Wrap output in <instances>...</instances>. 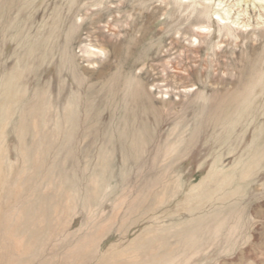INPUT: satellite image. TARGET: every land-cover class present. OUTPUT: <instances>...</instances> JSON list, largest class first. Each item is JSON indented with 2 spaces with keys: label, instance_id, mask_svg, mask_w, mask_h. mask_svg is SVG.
I'll return each mask as SVG.
<instances>
[{
  "label": "rangeland",
  "instance_id": "1",
  "mask_svg": "<svg viewBox=\"0 0 264 264\" xmlns=\"http://www.w3.org/2000/svg\"><path fill=\"white\" fill-rule=\"evenodd\" d=\"M263 5L0 0V264H264Z\"/></svg>",
  "mask_w": 264,
  "mask_h": 264
},
{
  "label": "bare ground",
  "instance_id": "2",
  "mask_svg": "<svg viewBox=\"0 0 264 264\" xmlns=\"http://www.w3.org/2000/svg\"><path fill=\"white\" fill-rule=\"evenodd\" d=\"M259 1H261V2H264V0H259ZM262 4V3H261ZM264 6V5H263ZM220 24V23H219ZM223 25H224V22H223ZM219 26V25H218ZM221 26V25H220Z\"/></svg>",
  "mask_w": 264,
  "mask_h": 264
}]
</instances>
